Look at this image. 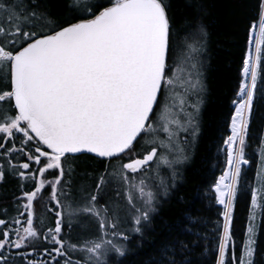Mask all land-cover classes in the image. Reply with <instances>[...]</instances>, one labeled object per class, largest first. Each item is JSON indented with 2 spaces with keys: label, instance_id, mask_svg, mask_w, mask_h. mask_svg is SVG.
<instances>
[{
  "label": "snow or ice",
  "instance_id": "6c2138e0",
  "mask_svg": "<svg viewBox=\"0 0 264 264\" xmlns=\"http://www.w3.org/2000/svg\"><path fill=\"white\" fill-rule=\"evenodd\" d=\"M56 3L0 0V185L11 177L18 189L12 210L0 208V264H125L200 134L205 8L188 0L196 15L177 26L172 0ZM258 94L264 100V0L246 28L224 167L210 189L222 219L210 239L187 214L146 264H209L206 254L210 264H264ZM80 156L91 170L77 172ZM241 196L248 216L237 238Z\"/></svg>",
  "mask_w": 264,
  "mask_h": 264
},
{
  "label": "trees",
  "instance_id": "16d2710c",
  "mask_svg": "<svg viewBox=\"0 0 264 264\" xmlns=\"http://www.w3.org/2000/svg\"><path fill=\"white\" fill-rule=\"evenodd\" d=\"M63 0H60L62 3ZM188 0H172L174 23L179 26L187 17L196 15L191 7H185ZM202 3L205 8L203 23L206 26V46L201 59L204 62L203 102L198 117L199 136L190 146L191 160L182 168V182L178 183L174 194L163 203L154 218L153 231L145 238L143 246L135 254L129 255L125 264H146L153 257L159 244L175 237L183 226L182 222L191 213L202 219L201 227L209 234L219 217L221 210L214 203L210 189L214 180L224 167L222 139L227 134V124L231 104L238 83L239 69L245 47L246 28L250 18L255 16L258 0H192ZM60 3L53 5V10L60 8ZM264 130V100L257 98L254 110L252 132L258 134ZM92 161L80 156L74 165L78 173L91 170ZM199 189V195H196ZM18 191L16 182L11 177L0 185V208L12 210V196ZM40 210L37 208V214ZM14 214V213H13ZM248 216V203L243 196L237 201L234 214V231L237 238L243 236ZM259 222V217H258ZM191 239V237H183ZM258 245L264 249V229L257 237ZM205 258L211 262V256Z\"/></svg>",
  "mask_w": 264,
  "mask_h": 264
},
{
  "label": "rangeland",
  "instance_id": "374dc122",
  "mask_svg": "<svg viewBox=\"0 0 264 264\" xmlns=\"http://www.w3.org/2000/svg\"><path fill=\"white\" fill-rule=\"evenodd\" d=\"M44 197H45V199L47 198V193L44 194ZM36 207L40 210V211H39V212H40L39 214H41V213L44 211V209H43V207L41 206V204L38 203ZM39 214H38V215H39Z\"/></svg>",
  "mask_w": 264,
  "mask_h": 264
}]
</instances>
